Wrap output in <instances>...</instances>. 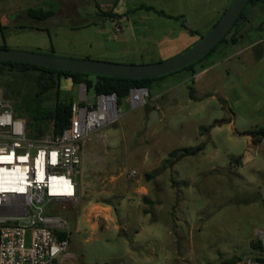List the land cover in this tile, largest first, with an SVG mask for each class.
<instances>
[{
    "label": "rangeland",
    "instance_id": "obj_1",
    "mask_svg": "<svg viewBox=\"0 0 264 264\" xmlns=\"http://www.w3.org/2000/svg\"><path fill=\"white\" fill-rule=\"evenodd\" d=\"M232 1L0 0V47L154 64L208 35ZM30 9L54 16L37 20ZM107 12L128 21L116 31ZM244 15L228 37L235 44H219L194 76L153 82L143 107L122 101L120 119L84 143L76 197L55 209L70 229V264H236L254 253L264 140L253 144L246 132L264 130V4ZM61 89L78 100L70 79ZM95 95L88 89L89 102ZM198 146L195 156L169 157Z\"/></svg>",
    "mask_w": 264,
    "mask_h": 264
},
{
    "label": "built area",
    "instance_id": "obj_2",
    "mask_svg": "<svg viewBox=\"0 0 264 264\" xmlns=\"http://www.w3.org/2000/svg\"><path fill=\"white\" fill-rule=\"evenodd\" d=\"M77 92L68 127L33 140L0 91V264L71 262L70 229L56 206L76 197L84 143L121 117L115 93L96 94L89 102L85 84ZM148 98L149 91L139 87L125 101L133 110ZM254 242V253L236 264H264V229L256 232Z\"/></svg>",
    "mask_w": 264,
    "mask_h": 264
},
{
    "label": "trees",
    "instance_id": "obj_3",
    "mask_svg": "<svg viewBox=\"0 0 264 264\" xmlns=\"http://www.w3.org/2000/svg\"><path fill=\"white\" fill-rule=\"evenodd\" d=\"M257 4H264V0H248L236 23L217 46L221 43L235 44L237 42L236 36L228 38L232 29L241 19H244L246 7ZM27 14L37 20H46L54 15L51 10L33 9L28 10ZM105 15H108L111 19L116 17L111 12H107ZM3 48L0 47V49ZM211 52L197 62L174 73L185 70L193 76L196 75L194 66L210 55ZM169 75L151 79L131 80L103 75L71 73L22 63L0 62V91L3 99L10 102L15 117L25 123L27 137L37 140L46 134L60 133L69 125L71 105L75 100L71 93L65 96L61 89L63 80L70 79L73 87L85 84L87 89L92 88L96 94L115 93L118 103L121 104L127 98L131 89L142 87L149 91L153 82ZM190 95L192 96V91ZM246 134L251 137L253 144H258L264 140V130L249 131ZM202 149L203 146L174 149L169 152V157L179 160L184 157L195 156ZM144 200L148 202L146 198ZM257 247L258 245L253 242V250Z\"/></svg>",
    "mask_w": 264,
    "mask_h": 264
},
{
    "label": "water",
    "instance_id": "obj_4",
    "mask_svg": "<svg viewBox=\"0 0 264 264\" xmlns=\"http://www.w3.org/2000/svg\"><path fill=\"white\" fill-rule=\"evenodd\" d=\"M248 0H233L208 35L183 54L164 62L129 65L95 60H74L43 54L0 49V62L22 63L71 73L103 75L123 79H151L179 71L209 54L238 20Z\"/></svg>",
    "mask_w": 264,
    "mask_h": 264
},
{
    "label": "crops",
    "instance_id": "obj_5",
    "mask_svg": "<svg viewBox=\"0 0 264 264\" xmlns=\"http://www.w3.org/2000/svg\"><path fill=\"white\" fill-rule=\"evenodd\" d=\"M135 11L136 10H141L139 7L138 8H135L134 9ZM54 16V15H53ZM51 18V17H50ZM112 20H114V22L119 26V23L121 24L122 22L123 23H125V22H127L128 21V17L124 14V13H121L120 15H117L114 19H112ZM121 28V27H120ZM120 31H121V29H120ZM65 82L66 81H68V80H64ZM252 250H253V248H252ZM253 252H254V250H253Z\"/></svg>",
    "mask_w": 264,
    "mask_h": 264
}]
</instances>
